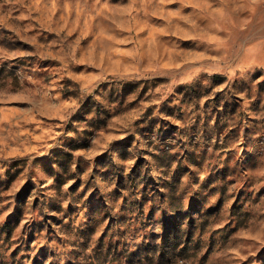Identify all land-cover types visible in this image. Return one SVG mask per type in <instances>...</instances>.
<instances>
[{"label": "rangeland", "instance_id": "rangeland-1", "mask_svg": "<svg viewBox=\"0 0 264 264\" xmlns=\"http://www.w3.org/2000/svg\"><path fill=\"white\" fill-rule=\"evenodd\" d=\"M0 264H264V0H0Z\"/></svg>", "mask_w": 264, "mask_h": 264}]
</instances>
